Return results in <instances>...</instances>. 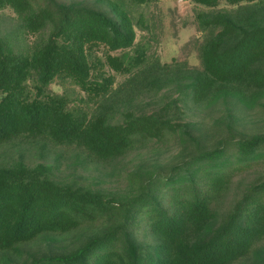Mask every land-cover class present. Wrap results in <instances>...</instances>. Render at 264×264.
Masks as SVG:
<instances>
[{"label": "trees", "instance_id": "obj_1", "mask_svg": "<svg viewBox=\"0 0 264 264\" xmlns=\"http://www.w3.org/2000/svg\"><path fill=\"white\" fill-rule=\"evenodd\" d=\"M188 1L199 66L143 44L155 0H0L16 20L0 31V147L76 153L71 180L61 158L0 166V264H264V133L245 129L264 121V0ZM187 110L220 116L206 129ZM170 143L171 162L121 165ZM91 163L117 187L84 185Z\"/></svg>", "mask_w": 264, "mask_h": 264}, {"label": "rangeland", "instance_id": "obj_2", "mask_svg": "<svg viewBox=\"0 0 264 264\" xmlns=\"http://www.w3.org/2000/svg\"><path fill=\"white\" fill-rule=\"evenodd\" d=\"M64 3L71 2H84L93 5L96 0H60ZM198 9L190 3L188 0H155V3L150 4L139 10L144 16V27L147 31H143L141 28L138 30L139 38L143 41V44L150 43L151 52L163 64H172L174 62L189 61L192 66H199L200 61L198 59V45L199 42V27L196 21ZM139 13L137 16H139ZM16 28L15 14L12 11H0V31L4 33H10ZM145 36V38H143ZM36 40L35 37H29L27 41L33 43ZM124 82L123 77H117V83ZM51 90L56 93H63L67 90L71 94V98L79 106L81 104L77 99L82 97L85 99V95L80 93L74 86L68 85L66 87H59L53 85ZM220 110H214V112H200L199 110L190 111L187 110L185 122L203 123L206 129H209L220 116ZM247 124L245 129L250 133H264V121L262 115L258 113H247ZM245 115V114H244ZM15 145H7L0 147V166H7L16 163L22 159L27 165L36 167L39 164L53 165L57 159H63L62 170L57 175L60 180H71L70 178L74 171L71 169L70 162L75 160L76 153L74 151H65L61 148H53L51 146L40 147L41 143L26 141L15 142ZM165 146V145H164ZM173 151L169 153H163L161 155L151 156L152 151H158V147L155 145L150 146L149 149L141 150L142 157H136L137 154H131L127 157V162H121V165H126V169L131 166L129 162H138L143 158L155 159L162 164L172 161L170 159L175 148L173 144L168 145ZM153 147V148H152ZM166 148V146H165ZM176 154V153H175ZM149 156V157H148ZM175 156V155H174ZM173 156V157H174ZM170 161V162H171ZM120 164V163H119ZM91 163L86 169L80 170L82 174L81 182L88 187H102V188H116L120 182H117V178L112 177V169L110 167H98Z\"/></svg>", "mask_w": 264, "mask_h": 264}]
</instances>
